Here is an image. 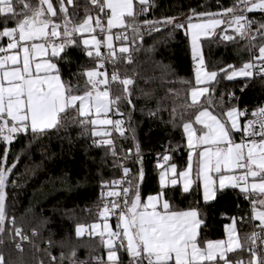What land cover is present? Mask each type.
<instances>
[{"label":"snow or ice","instance_id":"obj_1","mask_svg":"<svg viewBox=\"0 0 264 264\" xmlns=\"http://www.w3.org/2000/svg\"><path fill=\"white\" fill-rule=\"evenodd\" d=\"M92 9L98 10L93 18L91 10L86 8L85 18L81 23L72 24L69 18V6L73 10L77 7L75 0H58V11L52 0H38L32 3L31 0H0V18H3V26L0 27V38H7L6 47H0V142L11 145L18 135L31 136L32 141H39L41 138L53 132H59L67 126H78L82 129L81 136L89 134L92 137L91 147L104 148L106 155L113 158L118 157V152L112 137V132L105 128L98 130V126H111L121 137L126 135L122 119H100L101 114L107 115L113 108L119 113V105L126 100L132 105V90L129 87L134 81L131 78L120 79L117 74L112 75V81L119 80L123 86L122 94L110 97L109 81L105 73L97 69L103 67L97 65V69H88L82 73L74 74L77 77H86L85 85L81 93L79 86L73 87L71 83L63 80L60 67L57 63L64 60L71 63L67 57V50L76 44L75 34L94 33L99 29L102 33H111L114 28H132L136 32L135 24L126 22V18L135 19L137 13L134 11L136 4L142 12L148 10L149 0H86ZM264 12V0H237L231 7L222 13H200V17H207L203 23H192L195 10L188 17L185 34L190 36L193 60L196 62L195 84L190 89L191 103L188 108L192 110L194 118L184 119L180 114L183 133L186 137L188 147L187 168L178 173L179 179L183 182V192L188 193L193 183L198 180L203 190L205 203L216 198L218 191L226 188L239 189L245 199L259 193L264 196V105L257 106L252 112L254 119L248 120L241 125L239 117L246 116L247 111H241L237 106L227 108L217 116L204 106L205 98L209 106L214 103L212 99L214 89L213 82H218L220 73L224 78L231 81L236 78H243L246 81L257 75L264 79V43L257 46L252 43L259 36L264 40V23L257 26L255 33L252 32L254 21L248 19L247 13L254 11ZM62 16L63 24L55 23L54 17ZM229 16L228 21L216 17ZM107 18L105 27L103 20ZM94 19V24H93ZM14 24V26H9ZM227 23L228 28L242 40L249 42L252 51V59L244 62L237 68L233 64L219 68L218 71H208L204 67V60L200 51L201 37L210 36L222 24ZM155 31H160L159 25H172L175 28H183L184 24L178 22L175 17H165L160 21H145ZM63 28V31L59 29ZM225 41L234 40L233 35L225 34L221 37ZM118 40H126L127 35H118ZM104 44L112 54L113 36L104 35L103 41L96 36L91 39H83L82 49L89 58L100 57L101 44ZM91 46V47H90ZM120 53H129L127 46L119 49ZM128 63H132L131 56ZM104 76V79L99 77ZM101 85H105L101 90ZM248 87L245 83L240 90L243 92ZM172 90L170 89L169 92ZM155 97V90H142V98L151 103ZM229 100L237 99L234 93L228 94ZM223 100V96L221 97ZM155 108H147L149 117H155L162 110L163 100L155 101ZM134 107V105H133ZM123 116V113H119ZM171 122L175 124L177 118L176 109L171 113ZM199 126V127H197ZM258 127L259 131L256 130ZM234 132H242L243 138L237 143L233 139ZM134 135V133H133ZM256 137H259L257 139ZM99 138V139H98ZM32 141L29 143L31 144ZM9 148L5 147L4 155L0 158V233L5 231V205L6 186L10 174L16 164L8 166L7 159ZM133 155L132 149H128L122 159H130ZM135 155L140 157V146L135 144ZM194 156L196 157L194 161ZM164 161L169 156L164 155ZM140 176L143 177L141 159ZM114 167H121L125 182L121 192L109 191L107 196L119 197L123 195V203L113 200L111 207L105 204L99 211L101 217L108 213L116 214L118 211L119 224L122 232L108 230L104 225L108 239L101 236L104 247L107 249L108 264H124V256L128 257V264H264L256 247L257 239H261L264 233V199L251 200V219L259 221L260 233L253 232L250 237L251 246L247 248L249 259L245 261L242 256H237L238 250L243 252L245 245L237 236L235 220L233 225L226 226L227 240H207L201 244L199 239L201 225L198 208L187 210H175L168 199L164 198L163 189L170 182L175 186L178 180L175 176L176 165H172L169 171L173 177L166 180V172L160 175L161 192L155 196H149L143 201L138 191V185L133 187V182L127 180L131 169L122 163L113 160ZM160 167V164H157ZM237 171L242 172L236 175ZM195 173V178L193 177ZM121 181L114 180L113 185ZM218 184V187H217ZM107 186V185H106ZM257 205L260 207L258 208ZM14 229V237L20 241H27L29 237L23 233L20 227L15 226V218L11 221ZM97 226L93 225L95 229ZM84 228L77 225L75 236L81 237ZM38 233L33 230L32 235ZM11 235V233H10ZM119 239V245L115 241ZM2 242V241H0ZM51 245V241H48ZM16 248L23 251L22 244L17 242ZM232 254V255H229ZM75 256V250L71 253ZM236 258H233V257ZM55 264L56 257H51ZM61 260L64 259L63 252ZM0 264H5V258L0 254Z\"/></svg>","mask_w":264,"mask_h":264},{"label":"trees","instance_id":"obj_2","mask_svg":"<svg viewBox=\"0 0 264 264\" xmlns=\"http://www.w3.org/2000/svg\"><path fill=\"white\" fill-rule=\"evenodd\" d=\"M31 2L35 4L38 0ZM52 2L58 11V0ZM236 2L237 0H149L146 12H142L137 4L134 9L137 15L134 20L131 18L136 32H130L127 40L115 43V46L126 44L130 52H117L118 57L111 64V74H117L120 79L131 78L134 83L129 86L132 90V105L126 100L120 103L119 113H123V116L114 108L116 117L124 121L123 127L127 130L124 137L116 132L114 143L121 157L128 149H132V157L123 159V165L131 169L128 180L133 182L134 190L138 185L142 200L162 191L158 185V173L163 166L175 164L178 172L186 167L187 150L180 114L183 113L185 120L194 118L192 110L188 108L191 103L190 89L196 86L194 72L191 70L193 55L188 35L185 34L191 10H195L197 14L191 21L205 20L207 17H200V13H222ZM75 3V10L69 6L72 24L82 22L86 8L91 10L93 17L96 16L98 10L92 9L86 0H75ZM165 17L177 18L184 27L159 25L161 30L157 32L150 24H145V21H160ZM216 18L224 21L230 19L229 16ZM248 19L255 22L252 26V32L255 33L257 26L264 23V14L251 12ZM53 21L63 24L62 16L54 17ZM2 26L3 18H0V27ZM9 26L14 24L10 23ZM59 31L62 32L63 28ZM225 31L235 39L223 40L221 37ZM74 39L76 44L66 53L71 63L64 60L57 63L63 80L71 83L74 88L79 86L82 93L86 77L74 74L94 69L99 64L100 57L94 54L91 58L86 56L80 37L75 34ZM7 43V38H0V47H6ZM252 43L257 46L255 52L258 54V46L264 40L258 36ZM249 50L247 40L236 36L227 23H222L211 37L202 41V56L208 71H218L228 64L237 68L242 66L250 60ZM129 55L132 63H128ZM245 83L248 87L241 92ZM212 88L214 103L209 106L207 99H201L204 100V106L210 107L217 116L227 108L237 106L242 111L246 110V116L249 117L264 102V79L260 76L247 81L243 78L229 81L220 73L218 82H213ZM142 90H155L151 103L142 98ZM122 91L123 86L119 80L115 81L112 84L113 96L122 94ZM229 93H234L237 99L230 101ZM157 99L163 100L162 110L154 118L149 117L147 108H155ZM173 108L177 112L175 124L171 122L170 116ZM81 131L78 126H67L39 141H32L30 135L26 137L21 134L11 145L0 142V158L4 155L5 147H8L7 164H16L6 186L5 231L0 233V254L4 256L5 264H53V256L56 257L55 264H108L107 249L101 236L90 235V227L103 220L99 211L107 204L110 198L107 193L114 190L112 182L120 173L118 167L113 165L116 158L106 155L104 148L91 147L90 132L81 136ZM136 143L140 146V157L135 155ZM164 155L169 156L168 161H164ZM137 159L142 162V178L141 164L136 162ZM158 163L160 167L157 166ZM163 192L164 198L169 200L175 210H187L190 207L199 209L203 221L199 235L202 245L207 240H223L224 228L233 219L237 223L239 237H251L253 227L248 215L252 204L240 194L238 188L218 191L216 198L210 203L202 201L197 182L188 193L179 187L166 188ZM13 217L15 226L20 227L29 237V240L21 243L22 252L15 246L17 242L20 243L19 237L13 239ZM109 221L112 226L115 225L113 221ZM255 224L257 225L256 222ZM77 225L89 229L79 238L75 236ZM33 230L38 234L33 236ZM73 250L75 256L71 255ZM62 252L63 260L60 259ZM259 255L264 258V249ZM123 256L125 262V254ZM237 256H242L245 261L250 258L247 248L243 252H237Z\"/></svg>","mask_w":264,"mask_h":264},{"label":"built area","instance_id":"obj_3","mask_svg":"<svg viewBox=\"0 0 264 264\" xmlns=\"http://www.w3.org/2000/svg\"><path fill=\"white\" fill-rule=\"evenodd\" d=\"M257 12L264 14V12H261L259 10ZM248 15H249V13H247V16ZM105 19H106V17L103 20L104 25H105ZM132 31L133 30L131 28L130 29H122V30H113V31H111V33H102L99 30V37L102 38V40H103L104 35L110 34V35L113 36V39H114L115 42H119V41H122V40L115 39L116 36H118V35H121L122 36V35H125L126 34L127 35V39H128V36H129L130 32H132ZM213 33L209 37H211L213 35ZM248 44H249V42H248ZM100 53H101V55H100L99 64H102L103 67H100V68L97 69V66H96L94 69H97L98 71L106 74V77H107V79L109 81L110 97L114 98L113 92H112V84L114 82L111 79L112 78V74H111L112 67H111V64L117 59L118 54H117V51L116 50H115V53L112 54L110 52V50L107 49L104 45H103ZM249 53H250V59H252V51H251V49L249 50ZM196 66H197L196 65V62H194V60H193L192 61V64H191V70L193 72L196 71ZM258 76H259V73H258V70H257V75L255 77H258ZM99 78L100 79H104L105 77L104 76H101ZM104 88H105V85H101V90H104ZM261 105H264V102ZM110 119H112V120H117L118 119L116 117L115 112H114V108L110 111ZM250 119H254V117H252V115H250L249 117H247V116H241V117H239V121H240L241 125H243L244 123H247L248 120H250ZM108 130L112 132V139L114 140V136L116 134V131L111 126L108 128ZM256 130L259 131L258 127L256 128ZM242 138H243V133L242 132H238L237 135H236L235 142H237V143L241 142ZM256 138L259 139V137H256ZM116 160H117V163H122L123 164V159H122L121 156L118 155V157L116 158ZM118 169H119L120 175H119V177L116 180L121 181V183L118 184V185H113L112 184V186H113V188H114L115 191L122 193V189L124 187H128V183L125 182V178H124V174H123V169L121 167H118ZM235 174L236 175H240V174H242V172L237 171ZM128 177L126 178L127 180H128ZM123 199H124V197H123L122 194L119 197H110L108 199V201H107V204L109 205V207H111V202L113 200H119V202L122 204L123 203ZM253 199L255 200L254 196L252 195L250 197V199H248V200L251 203V200H253ZM251 207H252V205H251ZM106 216L108 217L109 220H111V221L114 222V224H115L114 225V232H116V231L122 232V228H118V224H119L118 211L116 212V214L108 213ZM248 216H249V219H250V221L252 223V227H253L252 233L253 232L260 233V230H259L258 226L255 224L254 220L251 219V208H250V212H249V215ZM261 238H264V234H262V233H261ZM22 242L23 241H20V243H22ZM115 243L118 246L119 245V239H117L115 241ZM256 247H257L258 254L260 253V251L262 249H264V243L261 242V239H257V241H256ZM124 254H125V262H124V264H128V257L126 255V253H124ZM145 264H146V262H145Z\"/></svg>","mask_w":264,"mask_h":264},{"label":"rangeland","instance_id":"obj_4","mask_svg":"<svg viewBox=\"0 0 264 264\" xmlns=\"http://www.w3.org/2000/svg\"><path fill=\"white\" fill-rule=\"evenodd\" d=\"M138 4V3H137ZM136 4V5H137ZM135 9V8H134ZM258 11V10H257ZM257 11H254V12H257ZM251 13V12H250ZM94 19H95V17H93ZM94 19H93V24H94ZM220 19V18H219ZM206 20V19H205ZM205 20H196V21H191L192 23H203V22H205ZM126 22H128V23H130V24H134V23H132V20H131V18H126ZM222 25V24H221ZM220 25V26H221ZM107 26V18L105 19V27ZM219 26V27H220ZM219 27L217 28V29H219ZM122 29H125V28H114V29H112L111 31H113V30H122ZM216 29V30H217ZM215 30V31H216ZM96 36V38L98 39V40H101V41H103L102 40V38H100L99 37V29H97L96 30V32H94V33H84L83 35H81V34H79V33H77V36L78 37H80V42H81V45L84 47V45L82 44V40L83 39H91V37L92 36ZM188 38H189V42H190V36L188 35ZM205 38H209V36H207V37H204V36H202L201 37V40H200V51H201V55H202V41H203V39H205ZM115 41H114V39H113V48H115V50L117 51V52H119L120 53V51H119V49L121 48V47H124V46H127L126 44H121V45H116L115 46ZM103 43L101 44V46H100V49H99V51H101V49H102V47H103ZM91 47V46H90ZM128 47V46H127ZM107 48V47H106ZM190 48H191V42H190ZM108 49V48H107ZM92 51H93V54L95 55V49L94 48H92ZM191 53H192V48H191ZM203 57V56H202ZM205 67V66H204ZM239 68V67H238ZM206 69V68H205ZM207 70V69H206ZM195 72L196 71H194V79H195ZM239 78V77H238ZM238 78H236V79H238ZM100 119H110V112H108L107 113V115L105 116L104 114H101V116L99 117ZM110 126H98V128H100L101 130H104L105 128H109ZM100 130V131H101ZM112 191H115V190H112ZM255 195L257 196V199L258 200H260V199H264V196H262V195H260L259 193H255ZM257 200V201H258ZM257 207L259 208L260 206L259 205H257ZM102 221L101 222H96V223H94V224H92L91 225V227H90V235H99V233H101V232H103L104 234H106L107 233V231H105V229H104V225L105 224H107L108 225V230L109 231H112V232H114V228L112 227V223L109 221V220H107L108 219V217L106 216V217H102ZM254 222H257V226L259 225V221H254ZM93 225H96L97 227L95 228V229H93L92 228V226ZM84 228V227H83ZM88 228H84V233L83 234H85V233H87L88 232ZM100 236V235H99ZM104 239H108V237H105ZM106 249V248H105Z\"/></svg>","mask_w":264,"mask_h":264},{"label":"crops","instance_id":"obj_5","mask_svg":"<svg viewBox=\"0 0 264 264\" xmlns=\"http://www.w3.org/2000/svg\"><path fill=\"white\" fill-rule=\"evenodd\" d=\"M7 46V45H6ZM194 81H195V79H194ZM189 99H190V95H189ZM190 102H191V100H190ZM197 127H199V126H197ZM99 130H101L100 128H99ZM102 131V130H101ZM237 133L238 132H234L233 133V139H234V141H235V139H236V135H237ZM185 136V135H184ZM185 145H186V150H187V163H186V167H185V169L187 168V165H188V147H187V141H186V137H185ZM195 159H196V157L194 156V161H195ZM173 164H171V163H168V164H166L165 166H163L161 169H160V171H159V173H158V185H159V187L161 188V186H160V175H161V173L162 172H166L167 173V175H166V180H169L170 181V179L173 177V173L171 172V171H169V169L171 168V166H172ZM175 165V164H174ZM176 169H177V167H176ZM185 169H183V170H185ZM182 170V171H183ZM180 172V171H179ZM178 170H177V172H176V174H175V176H176V178H177V180H178V183L175 185V186H173V185H171V183L169 182L168 184H167V186L164 188V189H166V188H172V187H179V188H181V190L183 191V182L179 179V176H178ZM193 177L195 178V173H193ZM195 182H197L198 184H199V181L198 180H196ZM195 182L193 183V185L195 184ZM192 185V186H193ZM200 186V185H199ZM217 187H218V184H217ZM192 188V187H191ZM230 188V187H229ZM200 190H201V196H202V201L205 203V201H204V199H203V190H202V187H200ZM151 196H155V195H151ZM253 196H254V198H255V200H258L257 199V197H256V195L255 194H253ZM149 197V196H148ZM148 197H146L145 199H143V201H147V198ZM213 200H211V201H209L208 203H210V202H212ZM257 223V222H256ZM231 225H233V220L228 224V225H226V226H231ZM226 226H225V228H226ZM112 227H114V226H112ZM235 227H236V229H237V223H236V221H235ZM225 228H224V239L223 240H227V235H226V232H225ZM237 236H238V238H239V240H240V242L242 243V244H244L245 245V248H248L249 246H251V241H250V238L249 239H247V238H243V239H241L240 237H239V235H238V231H237ZM105 237H108V235H107V233L106 234H104V237L103 238H105ZM238 252H239V250H238Z\"/></svg>","mask_w":264,"mask_h":264}]
</instances>
